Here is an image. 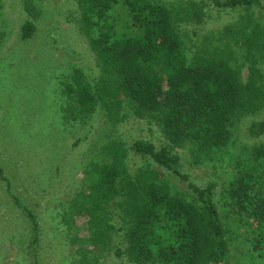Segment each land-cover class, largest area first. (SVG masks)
I'll return each mask as SVG.
<instances>
[{
    "label": "trees",
    "instance_id": "trees-1",
    "mask_svg": "<svg viewBox=\"0 0 264 264\" xmlns=\"http://www.w3.org/2000/svg\"><path fill=\"white\" fill-rule=\"evenodd\" d=\"M20 1L29 19L41 16L35 0ZM212 9L241 13L213 32L210 38H219L215 45L203 39L192 49L183 26L190 25L197 35ZM263 10L264 0H79L75 28L97 55L100 75L89 82L80 67L67 74L59 112L76 119L102 113L107 125L89 151L75 158L84 187L70 209L87 217L86 236L70 240L71 246L82 244L80 263L86 262L81 249L88 245L91 264L106 257L117 222L127 240L126 245L112 246L116 256H125L121 264H129L126 258L138 263L232 264L229 238L238 230L249 244L250 264H258L256 257L264 262V143L249 145L237 131L244 118L264 111ZM36 32L37 25L25 19L21 39L28 41ZM128 113L155 123L162 142L135 139L126 145L105 134ZM245 130L249 137L263 136L264 116L247 122ZM183 147H188L191 164L219 168L213 180L199 185L183 172V156L176 151ZM131 152L154 161L157 168L134 173L126 165ZM14 163L8 162L7 169L13 171ZM58 168L52 173L58 175ZM177 179L187 182L186 190L178 189L173 182ZM10 180L0 166V184L10 190ZM10 196L13 206L30 218L25 242L31 239L30 246L39 247L33 211L21 197ZM39 253L25 254L30 264H37Z\"/></svg>",
    "mask_w": 264,
    "mask_h": 264
},
{
    "label": "rangeland",
    "instance_id": "rangeland-1",
    "mask_svg": "<svg viewBox=\"0 0 264 264\" xmlns=\"http://www.w3.org/2000/svg\"><path fill=\"white\" fill-rule=\"evenodd\" d=\"M35 2L42 8V14L38 19H29L20 0H0V166L13 186L8 190L3 182L0 184V264H30L28 257L36 251H40L37 264H91V246L81 249L87 259L80 263L82 244L71 246L70 243L73 237L86 236L87 217L74 213L70 208L71 200L84 187V175L81 169L75 167V160L89 151L90 144L103 135L101 130L107 127L104 123L106 117L102 113H94L89 118L76 119L72 118V113L61 115L59 109L63 100L60 96L61 83L67 80V74L80 67L91 82L100 75V68L97 66V55L75 28H78L74 20L80 14L79 0ZM259 11L258 7L255 8V14ZM211 12L208 21L199 27L197 35L190 25L183 26L188 46L192 49L196 50L203 39L206 42L215 41V45L219 38L212 40L213 32L219 28L222 30L241 13L229 9L222 12L212 9ZM25 19L37 25L35 36L28 41L21 39L20 34ZM193 35L195 39H192ZM236 56L237 59L241 56L239 50H236ZM260 66L264 70V62ZM246 69H242L244 78ZM57 96L60 100L55 99ZM263 112L244 118L237 126L240 139L249 145L264 143V135L252 138L246 135L245 130V124L262 118ZM105 134L126 145L135 139L152 140L157 145L162 142V134L155 123H148L130 113L116 126H108ZM176 151L183 156V172L189 174L196 184H206L220 171L209 163L191 164L188 147ZM12 161L15 162L11 167L13 171L7 169V163ZM126 165L134 173L146 167L157 168L154 161L135 157L132 152L126 158ZM56 166L61 167L57 169H60L58 175L52 173ZM173 182L181 192L186 190L187 182L180 179ZM220 188L221 185H218ZM11 194L21 197L20 200L33 211L41 237L42 245L39 244V247L30 246L31 239L25 242L31 231L30 218L25 211L22 213L18 205L13 206ZM219 194L215 197L222 203ZM115 225L110 241L112 250L110 248L105 252L106 257H101L99 264H121L125 257L116 256V248L112 247L115 243L127 244L124 230L118 231V222ZM244 237L245 234L238 230L234 238H229L233 249L232 264H250L252 261L251 256L246 254L249 244ZM85 249L89 251L85 252ZM63 252L65 259L62 260ZM59 257V261L56 260ZM256 260L258 264H264L257 257ZM125 262L162 264L150 261L138 263L127 258Z\"/></svg>",
    "mask_w": 264,
    "mask_h": 264
}]
</instances>
